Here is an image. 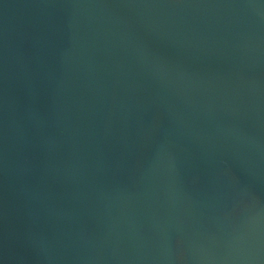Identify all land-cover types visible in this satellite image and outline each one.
Instances as JSON below:
<instances>
[{
  "label": "water",
  "instance_id": "obj_1",
  "mask_svg": "<svg viewBox=\"0 0 264 264\" xmlns=\"http://www.w3.org/2000/svg\"><path fill=\"white\" fill-rule=\"evenodd\" d=\"M0 264H264V0H0Z\"/></svg>",
  "mask_w": 264,
  "mask_h": 264
}]
</instances>
